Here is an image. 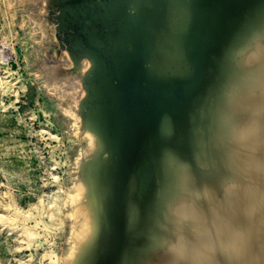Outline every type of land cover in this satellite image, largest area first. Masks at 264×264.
I'll return each mask as SVG.
<instances>
[{
    "label": "bare ground",
    "instance_id": "obj_1",
    "mask_svg": "<svg viewBox=\"0 0 264 264\" xmlns=\"http://www.w3.org/2000/svg\"><path fill=\"white\" fill-rule=\"evenodd\" d=\"M50 1L88 62L55 264H264V0Z\"/></svg>",
    "mask_w": 264,
    "mask_h": 264
},
{
    "label": "rangeland",
    "instance_id": "obj_2",
    "mask_svg": "<svg viewBox=\"0 0 264 264\" xmlns=\"http://www.w3.org/2000/svg\"><path fill=\"white\" fill-rule=\"evenodd\" d=\"M51 3L0 0V264H55L72 226L62 201L87 148L74 123L88 62L69 55Z\"/></svg>",
    "mask_w": 264,
    "mask_h": 264
},
{
    "label": "built area",
    "instance_id": "obj_3",
    "mask_svg": "<svg viewBox=\"0 0 264 264\" xmlns=\"http://www.w3.org/2000/svg\"><path fill=\"white\" fill-rule=\"evenodd\" d=\"M6 55H7V48L5 47V45H1L0 46V66L1 65L5 66L7 64V63L5 64V61L7 60ZM2 58H3V60H2Z\"/></svg>",
    "mask_w": 264,
    "mask_h": 264
}]
</instances>
